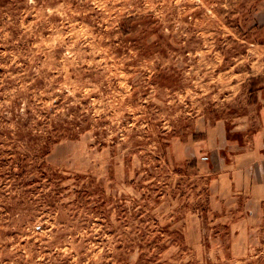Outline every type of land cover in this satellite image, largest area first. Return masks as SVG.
<instances>
[{"label":"rangeland","instance_id":"obj_1","mask_svg":"<svg viewBox=\"0 0 264 264\" xmlns=\"http://www.w3.org/2000/svg\"><path fill=\"white\" fill-rule=\"evenodd\" d=\"M263 108L264 0H0V264H264Z\"/></svg>","mask_w":264,"mask_h":264},{"label":"crops","instance_id":"obj_2","mask_svg":"<svg viewBox=\"0 0 264 264\" xmlns=\"http://www.w3.org/2000/svg\"><path fill=\"white\" fill-rule=\"evenodd\" d=\"M263 111H264V108H263ZM263 118H264V113H263ZM208 137H209V134H208ZM212 143H213V145H212L211 149L214 150V147L218 146V144L221 143V141L219 139H212ZM226 146H224L222 148V151H221L224 154H227ZM260 146H263V145H260ZM245 148H247V150L241 153V159L238 161V165H237V167L240 168V169H237V172H240V171L242 172V181L241 182H245L246 177H247V180H252L249 177H255V174L258 171H254V167H255L254 165L256 164V163H254V160L256 159V157L254 155H256L258 150H260V152L263 151V148L256 147V146L251 147V148L245 146ZM260 152H258V153H260Z\"/></svg>","mask_w":264,"mask_h":264}]
</instances>
